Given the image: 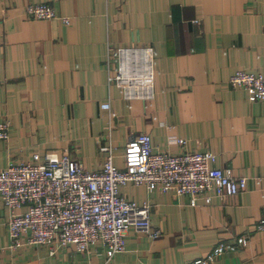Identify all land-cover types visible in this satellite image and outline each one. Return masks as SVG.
Here are the masks:
<instances>
[{
    "label": "crops",
    "instance_id": "crops-1",
    "mask_svg": "<svg viewBox=\"0 0 264 264\" xmlns=\"http://www.w3.org/2000/svg\"><path fill=\"white\" fill-rule=\"evenodd\" d=\"M40 2L69 22L25 14ZM140 44L156 52L154 96L125 100L107 82V48ZM263 68L264 0H0V120L9 122L0 169L68 151L96 170L103 145L122 168L127 140L144 132L156 149L210 151L213 165L247 178L244 190L194 206L187 195L122 185L124 198L150 204L161 234L129 228L125 249L110 259L99 242L85 252L11 248L0 200V264H185L239 235L245 245L212 264H264V101L228 83L236 69Z\"/></svg>",
    "mask_w": 264,
    "mask_h": 264
},
{
    "label": "built area",
    "instance_id": "built-area-1",
    "mask_svg": "<svg viewBox=\"0 0 264 264\" xmlns=\"http://www.w3.org/2000/svg\"><path fill=\"white\" fill-rule=\"evenodd\" d=\"M25 14L39 19L61 18L51 4H28ZM155 49L152 44L109 45L106 52L107 82L120 88L125 100L148 101L154 96ZM228 83L242 88L249 101H264V68L259 71L234 70ZM107 106V104H104ZM9 134V122L0 120V139ZM184 144V140L173 138ZM100 150L105 158L96 170L86 169L68 151L32 154L31 161L11 163L0 169V200L9 209V246L42 244L49 253L72 245L85 252L95 242L105 247L107 259L125 249L129 228L156 238L161 231L150 222V204L122 196L126 183L148 190L172 191L187 195L189 204L209 203L211 194L234 195L245 189L247 178L234 176L213 165L210 151H183L172 154L156 149L148 133L129 137L123 150L122 168L112 161L109 145ZM25 206L21 212L18 208ZM264 228V219L257 225ZM247 235L230 242H219L204 256L185 264H212L219 255L245 245Z\"/></svg>",
    "mask_w": 264,
    "mask_h": 264
}]
</instances>
